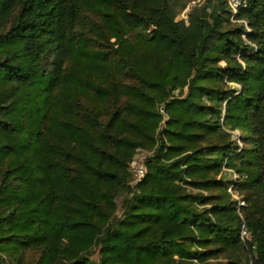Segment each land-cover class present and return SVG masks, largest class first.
Returning <instances> with one entry per match:
<instances>
[{"label": "trees", "instance_id": "obj_1", "mask_svg": "<svg viewBox=\"0 0 264 264\" xmlns=\"http://www.w3.org/2000/svg\"><path fill=\"white\" fill-rule=\"evenodd\" d=\"M187 1L0 0V264H264V0Z\"/></svg>", "mask_w": 264, "mask_h": 264}, {"label": "built area", "instance_id": "obj_2", "mask_svg": "<svg viewBox=\"0 0 264 264\" xmlns=\"http://www.w3.org/2000/svg\"><path fill=\"white\" fill-rule=\"evenodd\" d=\"M206 0H188L185 8L180 12L178 15L179 21H184L187 23V20L190 16V14L193 12L194 9L202 6L205 3ZM227 8L229 10V18L232 22H243L244 25L247 27V23L245 20L236 18L240 8L247 6V0H224ZM248 28V27H247ZM136 177L137 179H140L143 177V170L140 168H136ZM241 234H244L246 231L244 229V226L241 229Z\"/></svg>", "mask_w": 264, "mask_h": 264}, {"label": "rangeland", "instance_id": "obj_3", "mask_svg": "<svg viewBox=\"0 0 264 264\" xmlns=\"http://www.w3.org/2000/svg\"><path fill=\"white\" fill-rule=\"evenodd\" d=\"M188 2V1H187ZM187 4V3H186ZM186 6V5H185ZM185 8V7H184ZM183 8V9H184ZM180 14V13H179ZM178 14V15H179ZM178 15L175 17V21H179L180 19H179V17H178ZM235 86H238L237 84H235ZM239 133L237 132V131H234V133H233V135L234 136H237ZM227 176H228V179L229 178H234V177H236V175H235V173H232L231 171H227ZM229 191H232V189H231V187H229ZM233 198L234 199H236L237 200V205L238 206H241V205H244V201H243V199L241 198V196L240 195H236V194H233ZM244 226V225H243ZM243 226H241V229H242V227ZM244 229H245V231H246V228L244 227ZM247 231L244 233V234H241V232H240V234H239V236H240V240H241V243H242V246L243 247H245V250L246 251H249L248 250V246H247V244H246V239H247ZM32 253V251H29V252H27L26 253V258L28 259L29 258V256H30V254ZM35 254L34 255H36V252H34ZM95 257H96V255H95ZM210 261H212V262H221V263H226V259L223 257V255L222 254H220L218 257H213V258H211L210 259ZM246 261L248 262V264H251V256H250V253L248 252V254H247V256H246Z\"/></svg>", "mask_w": 264, "mask_h": 264}]
</instances>
